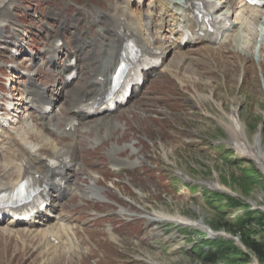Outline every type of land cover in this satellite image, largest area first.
<instances>
[{"label": "rangeland", "instance_id": "374dc122", "mask_svg": "<svg viewBox=\"0 0 264 264\" xmlns=\"http://www.w3.org/2000/svg\"><path fill=\"white\" fill-rule=\"evenodd\" d=\"M149 1L153 0H145L144 7ZM114 2L115 0H7L0 7L2 31L0 35V59L7 63V65H0V98L10 89L13 94L18 93L20 94L19 97H23L24 86L17 75L18 64H22L25 69L35 75H37L35 70H39V72L42 70L41 78L47 84L48 79L51 78L48 75L55 74L57 70L47 67L45 56L50 54L48 47L51 38L58 33L63 35L64 41L69 45L68 50L71 51L77 49L75 42L83 43L84 39L92 35L96 39L95 50L99 51L101 39L97 38L98 27L95 24L94 14L97 10L100 12L112 11ZM132 3L139 14L147 9V6L146 8L139 5L134 6L135 0ZM225 3L227 4V1ZM152 16L155 18L156 14ZM98 17L102 16L98 15ZM101 21L104 27L111 25L108 18H103ZM168 27L169 25L166 29ZM8 33H10V38L7 36ZM249 33H253L252 29ZM163 35L164 33L162 37ZM109 38L113 40L110 35ZM236 42L238 46L241 44L237 40ZM104 43L106 44L108 41ZM14 45L18 46V49L14 48ZM254 45L261 49L259 60L263 62L264 45L257 46L256 42ZM201 46L197 44L193 50L186 52L194 57L196 54L195 61L181 62L182 56L179 52L171 53L169 57L166 56L165 66L171 70H169L170 72L163 71L157 83L159 88H164L170 93L176 84L184 85L186 91L188 90V92L182 91L180 94H175L179 102L177 110L174 114L163 118V122L168 124L174 118L179 125L185 128L182 133H187V128L195 127L208 136L209 140L206 142L193 141L186 146L179 145L166 139L165 136H161L159 125L155 123L157 118L142 114L139 116L145 130L149 135L153 134L158 140L157 146L163 147L177 166L194 179L204 181L208 179L217 183L218 186L226 188L225 190L236 198L235 204L221 205L224 204L222 199H214L211 202L206 198L204 192V189L209 190L207 185L202 184L201 188L197 190L198 187L196 186L199 184L184 182L175 173V167L167 164L168 169L166 170L169 172L165 173L163 178L165 189L160 190L152 187L149 180L144 178L131 179L139 194L131 192L132 189L128 187L120 188L131 194L130 197L134 200L132 202L133 207L145 212L180 214L196 221L199 220L205 224L204 226L208 230H214L225 235L232 246L222 257L212 258L208 253L202 254L203 250L205 252L212 251V248L210 245L200 243L204 231L198 228L196 233L198 248L194 247V250L189 253L172 256L158 255L151 251L149 254L157 261L164 264H264L246 248L240 233L233 232L223 226L225 221L235 225L237 219L243 218L245 222V226L242 228L244 233L249 238L264 242V209L262 208L264 206V171L259 165L252 163L247 158H241L235 149H228L230 144L220 141L222 139L229 140L224 124L231 126L228 117L229 112L237 110L249 143H254V135L262 123V139L259 143V150L264 158V86L259 78V70L263 68L261 71H264V64L261 68L259 63L253 64L252 59H250L251 65L246 56L244 57L236 51L238 47L234 46L233 43L229 46H221L219 51L216 50V46L204 48ZM195 49L198 51L193 52ZM90 50L91 48L86 46L83 54ZM16 51L20 53L17 57L13 56ZM32 55H37L36 61H33ZM53 59L55 61V58H52V62H54ZM42 67L43 69H41ZM83 72L84 75L87 73L84 64ZM84 80L85 76L82 75L76 85ZM166 80L170 82L171 88L165 87ZM178 80H182L183 85L178 83ZM26 84L28 81L25 82ZM192 94L199 101V105L195 102ZM62 103L64 101L60 102V104ZM34 114L33 111L25 109L23 114L17 118L28 133L40 129V125L34 119ZM2 130L7 138L12 137L10 131ZM231 131L233 130L231 129ZM3 133L1 134L3 135ZM0 137L2 136L0 135ZM114 137L119 141L129 139L126 132L116 134ZM12 144L7 147L13 152ZM0 146L3 148L1 141ZM185 183L187 186L183 185ZM0 231L6 234L9 227L7 230L0 228ZM193 232L196 231H190L188 234L191 235ZM19 235L21 237L24 235L23 239L36 238L40 242L39 237L30 234L29 231ZM7 236L0 237V264H83L80 261H71L68 255L61 252L54 253L49 260L44 258L39 259V261L34 260V258L30 259L28 250L23 251V244L12 242L7 239ZM189 239L185 242H189ZM143 250L144 253L147 252L145 248ZM243 255L248 258L243 259L245 257Z\"/></svg>", "mask_w": 264, "mask_h": 264}, {"label": "bare ground", "instance_id": "6f19581e", "mask_svg": "<svg viewBox=\"0 0 264 264\" xmlns=\"http://www.w3.org/2000/svg\"><path fill=\"white\" fill-rule=\"evenodd\" d=\"M132 1L134 0H116L112 5V11H110V16L113 20V29H111V31L116 35L117 38L116 40L114 39V41L110 42L109 44V47H113L117 49L116 58L114 62H116L119 57V51L122 42L120 36L116 34L117 27L131 30L135 34L139 42L146 48L152 47L154 39H158V40L165 39L164 36L162 37L163 28H165L163 24L165 23H169L170 34L172 35L173 33L177 32L178 33L177 35L180 36L179 32H182L183 29L193 30L194 28V21L192 20L189 14L191 8H189L187 5L188 0H158L155 3H151L147 5V9L143 10L141 14H139V12L136 10L137 9L136 7L135 9L132 6L131 4ZM138 1L140 2L141 0ZM225 5L227 6V4L224 2L223 7H225ZM153 14H156L155 18L152 16ZM114 28H115V32H114ZM166 43L167 42H163V44L159 46L162 50V52L160 53L162 57V63H165V57L168 56L167 55L168 49L172 44V42L170 44L168 43L169 45H167ZM247 45L248 43L245 44L246 47ZM62 69H64V66L60 68V70ZM226 127L227 128H225V131L227 132L228 138H230L231 139L230 141H232L233 143H236L238 135L240 134V129L238 128V126L234 125L233 122H231V126L226 125ZM231 129L233 131H231ZM260 140H261L260 135L259 136L255 135L254 143L251 144L247 141L246 147L249 152L256 151L260 156L263 157V154L259 150ZM12 145H13L12 146L13 152L11 156L17 157V160H15L16 162L13 161L12 164L11 162L10 163H5V161L0 162L5 167L4 173H0V188H3L4 185L7 186L11 183L15 184L20 176L21 168L23 167L24 168L27 167L28 169L32 168V166H30L29 160L25 159L20 149L14 147V144ZM0 149H2L1 146ZM14 152L16 153L15 155ZM256 165H259L261 169L264 171V162H256ZM51 175L53 174L51 173ZM212 186L221 187L218 186L216 183H212ZM262 208L264 209V206H262ZM159 213H161L159 214L160 216L166 215V213L164 212H159ZM198 223L202 229L207 230V227L204 226L205 224H203L201 221H198ZM0 228L7 230L8 226H3ZM32 234L36 235L35 233ZM42 250L44 253V259L47 260L52 258L53 254L56 253V251H54L55 249L49 248V244H45ZM48 251L50 252V254H47Z\"/></svg>", "mask_w": 264, "mask_h": 264}, {"label": "trees", "instance_id": "16d2710c", "mask_svg": "<svg viewBox=\"0 0 264 264\" xmlns=\"http://www.w3.org/2000/svg\"><path fill=\"white\" fill-rule=\"evenodd\" d=\"M227 198V203L229 205H234L236 198L232 195H225ZM263 214V213H262ZM264 215V214H263ZM224 228L231 229L233 232H238L242 235V241L246 248L253 252L259 261L264 263V242L258 241L254 238H249L243 231L242 228L245 226V222L243 218H239L236 220L235 225L225 221V224H223ZM231 231V232H232ZM231 242V241H230ZM215 243L217 245V250L212 254V258L214 257H222V255L227 252L230 248H232L231 244L229 243V240L223 237H219L215 240ZM245 256V255H243ZM242 256V257H243ZM248 257H243V259H246Z\"/></svg>", "mask_w": 264, "mask_h": 264}]
</instances>
